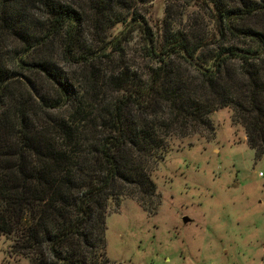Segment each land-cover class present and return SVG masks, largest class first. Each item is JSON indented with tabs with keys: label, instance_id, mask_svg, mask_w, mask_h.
<instances>
[{
	"label": "trees",
	"instance_id": "obj_1",
	"mask_svg": "<svg viewBox=\"0 0 264 264\" xmlns=\"http://www.w3.org/2000/svg\"><path fill=\"white\" fill-rule=\"evenodd\" d=\"M155 1L0 0L3 264H110L109 205L151 210L215 112L264 156V0H169L153 29Z\"/></svg>",
	"mask_w": 264,
	"mask_h": 264
},
{
	"label": "rangeland",
	"instance_id": "obj_2",
	"mask_svg": "<svg viewBox=\"0 0 264 264\" xmlns=\"http://www.w3.org/2000/svg\"><path fill=\"white\" fill-rule=\"evenodd\" d=\"M168 1L140 8L153 29ZM211 121L214 132L206 140L174 141L153 171L151 210L132 199L119 208L109 205L110 264L263 263L264 156L257 159L249 149L228 109L215 112ZM9 247L10 240L1 236L0 264Z\"/></svg>",
	"mask_w": 264,
	"mask_h": 264
},
{
	"label": "water",
	"instance_id": "obj_3",
	"mask_svg": "<svg viewBox=\"0 0 264 264\" xmlns=\"http://www.w3.org/2000/svg\"><path fill=\"white\" fill-rule=\"evenodd\" d=\"M188 221H189V219H188L187 217H184V218H183V222H184V223H187Z\"/></svg>",
	"mask_w": 264,
	"mask_h": 264
}]
</instances>
